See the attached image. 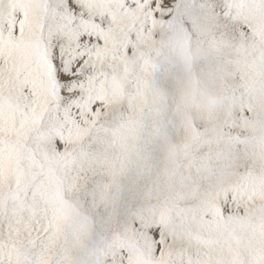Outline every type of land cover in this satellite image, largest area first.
<instances>
[{
	"label": "snow or ice",
	"instance_id": "6c2138e0",
	"mask_svg": "<svg viewBox=\"0 0 264 264\" xmlns=\"http://www.w3.org/2000/svg\"><path fill=\"white\" fill-rule=\"evenodd\" d=\"M0 264H264V0H0Z\"/></svg>",
	"mask_w": 264,
	"mask_h": 264
}]
</instances>
